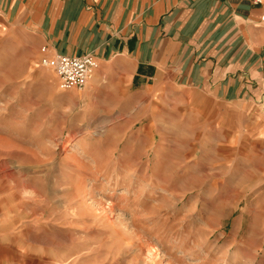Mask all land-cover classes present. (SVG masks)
Wrapping results in <instances>:
<instances>
[{
    "label": "rangeland",
    "instance_id": "rangeland-1",
    "mask_svg": "<svg viewBox=\"0 0 264 264\" xmlns=\"http://www.w3.org/2000/svg\"><path fill=\"white\" fill-rule=\"evenodd\" d=\"M5 17L0 264H264L256 107L168 86L126 118L83 109Z\"/></svg>",
    "mask_w": 264,
    "mask_h": 264
},
{
    "label": "crops",
    "instance_id": "crops-1",
    "mask_svg": "<svg viewBox=\"0 0 264 264\" xmlns=\"http://www.w3.org/2000/svg\"><path fill=\"white\" fill-rule=\"evenodd\" d=\"M263 12L264 0H0L13 48L94 56L86 85L63 92L83 109L126 118L170 86L256 107L264 128Z\"/></svg>",
    "mask_w": 264,
    "mask_h": 264
},
{
    "label": "built area",
    "instance_id": "built-area-1",
    "mask_svg": "<svg viewBox=\"0 0 264 264\" xmlns=\"http://www.w3.org/2000/svg\"><path fill=\"white\" fill-rule=\"evenodd\" d=\"M264 22V12L262 15ZM43 65L55 70L60 79L63 89H80L86 85L97 61L92 54L84 53L80 55L56 54L49 58H44Z\"/></svg>",
    "mask_w": 264,
    "mask_h": 264
}]
</instances>
